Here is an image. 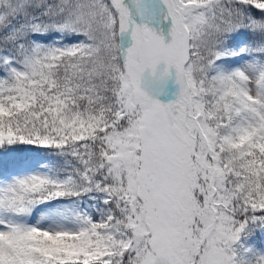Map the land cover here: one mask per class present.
<instances>
[{
  "label": "snow or ice",
  "instance_id": "1",
  "mask_svg": "<svg viewBox=\"0 0 264 264\" xmlns=\"http://www.w3.org/2000/svg\"><path fill=\"white\" fill-rule=\"evenodd\" d=\"M0 264H264V0H0Z\"/></svg>",
  "mask_w": 264,
  "mask_h": 264
}]
</instances>
